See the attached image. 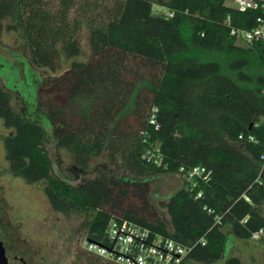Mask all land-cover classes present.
Listing matches in <instances>:
<instances>
[{"label":"trees","instance_id":"trees-1","mask_svg":"<svg viewBox=\"0 0 264 264\" xmlns=\"http://www.w3.org/2000/svg\"><path fill=\"white\" fill-rule=\"evenodd\" d=\"M224 1L0 0V33L25 42L23 82L34 83L31 94L19 89L0 56L6 170L39 186L53 212L76 217L74 236L101 242L111 219L127 220L187 247L181 264H242L237 242L264 248L251 240L264 228V186L255 182L264 152V43L230 34L232 26L253 27L257 12ZM81 27L89 50L79 60ZM65 65L60 83L37 95L30 67L55 73ZM15 88L40 107L39 117L12 106ZM51 126L74 167L103 156L126 177L73 185L55 176L45 149ZM197 165L211 178L184 183L179 168ZM160 174L181 178L158 202L166 219L153 210L146 182L136 181Z\"/></svg>","mask_w":264,"mask_h":264},{"label":"rangeland","instance_id":"rangeland-1","mask_svg":"<svg viewBox=\"0 0 264 264\" xmlns=\"http://www.w3.org/2000/svg\"><path fill=\"white\" fill-rule=\"evenodd\" d=\"M75 40L83 52L78 57L81 60L89 50L85 27H81ZM0 56L9 61L18 81H22L20 84L15 81L18 88L22 91L26 89L25 91L31 94L34 89L33 79L27 78L23 82L27 59L25 42L14 33H0ZM66 68L67 65L53 73L30 67L39 79L37 95L58 85ZM12 74L15 75L14 72ZM11 103L24 118L35 119L41 112L37 104L32 108L16 88L11 91ZM9 131L0 121V137ZM57 133L58 127L51 126L46 129L45 136V149L55 176L73 185H84L97 177L116 183L126 177L123 172L110 167L103 156L94 157L84 170L74 167L67 151L57 145ZM6 169L4 146L0 140V226L6 242L21 249L27 264H95L96 259L82 247L83 237L74 236L72 233L78 219L53 212L39 186L26 185L22 179L13 177ZM136 181L146 182L153 210L166 219V213L158 207V202L179 189L181 178L178 175L160 174ZM251 247L237 242L233 246V254L240 256L242 264H264V248ZM105 263L115 264L106 261Z\"/></svg>","mask_w":264,"mask_h":264},{"label":"built area","instance_id":"built-area-1","mask_svg":"<svg viewBox=\"0 0 264 264\" xmlns=\"http://www.w3.org/2000/svg\"><path fill=\"white\" fill-rule=\"evenodd\" d=\"M225 5L240 12L254 10L255 24L250 29L232 26L230 34L235 36L242 44L250 46L255 42L264 43V0H225ZM162 11L168 17L173 16L167 8ZM150 123L155 124L154 119ZM261 123L264 124V118ZM157 127V126H156ZM241 137V136H240ZM249 141L255 140L254 136L248 137ZM255 182L264 186V152L260 156V167ZM178 174L186 184L195 186L198 180L208 181L211 171L203 166L197 165L186 169L180 167ZM201 196L198 191L196 199ZM245 200L249 198L245 196ZM212 213L210 209H206ZM221 216L215 217L218 223ZM104 241L97 242L84 237L82 247L85 252L101 258L104 262L115 264H181L189 249L179 244L172 238L153 233L145 227H140L127 220L111 219L105 228ZM251 240L258 241L264 247V228H258L251 234ZM204 244V240H201Z\"/></svg>","mask_w":264,"mask_h":264},{"label":"flooded vegetation","instance_id":"flooded-vegetation-1","mask_svg":"<svg viewBox=\"0 0 264 264\" xmlns=\"http://www.w3.org/2000/svg\"><path fill=\"white\" fill-rule=\"evenodd\" d=\"M90 255L96 259L95 264H106L101 258ZM0 264H27L25 255L21 254V249L13 243L6 242L2 226H0Z\"/></svg>","mask_w":264,"mask_h":264}]
</instances>
